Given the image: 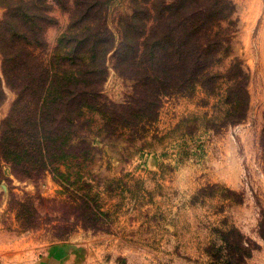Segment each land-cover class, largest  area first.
<instances>
[{
	"label": "rangeland",
	"instance_id": "obj_1",
	"mask_svg": "<svg viewBox=\"0 0 264 264\" xmlns=\"http://www.w3.org/2000/svg\"><path fill=\"white\" fill-rule=\"evenodd\" d=\"M176 1L112 0L104 25L117 47L128 16ZM0 2L2 20L8 0ZM203 2L209 10L212 0ZM225 2L226 19L212 21L217 36L230 37L217 51L213 85L164 95L157 117L138 126L108 122L105 105L86 109L78 145L34 179L3 163L0 264H27L58 245L66 263L57 264H229L232 256L241 258L232 264H264V0ZM52 14L48 53L69 23L61 8ZM115 48L101 93L125 103L135 82L115 69ZM237 61L249 105L234 124L228 96ZM4 90L0 128L17 99L5 82ZM238 239L254 248L252 257L229 246Z\"/></svg>",
	"mask_w": 264,
	"mask_h": 264
},
{
	"label": "trees",
	"instance_id": "obj_2",
	"mask_svg": "<svg viewBox=\"0 0 264 264\" xmlns=\"http://www.w3.org/2000/svg\"><path fill=\"white\" fill-rule=\"evenodd\" d=\"M111 1L8 0L5 4L8 11L0 20V105L5 99L4 82L17 99L0 128V168L8 163L17 177L34 179L53 170L78 145L76 128L84 124L81 117L86 109L105 105L108 122L138 126L157 117L164 95L199 83L209 87L221 76L212 66L230 37L217 36L212 21L226 19L225 0H212L209 10L198 7L204 0L164 3L156 13L138 10L122 22L117 47L104 25V9ZM55 7L68 13L69 23L48 53L47 31L57 21L52 14ZM114 48L115 69L135 82L134 95L125 103L102 98L107 56ZM234 68L241 69L239 61L230 68L233 85L228 96L230 121L235 124L246 118L249 95ZM243 80L246 84V77ZM262 138L264 150V133ZM235 232L239 234L237 228ZM228 244L248 249L245 258L253 255L254 248L243 239ZM239 259L232 256L228 262Z\"/></svg>",
	"mask_w": 264,
	"mask_h": 264
},
{
	"label": "crops",
	"instance_id": "obj_3",
	"mask_svg": "<svg viewBox=\"0 0 264 264\" xmlns=\"http://www.w3.org/2000/svg\"><path fill=\"white\" fill-rule=\"evenodd\" d=\"M63 246H52L48 249L46 256H42L39 259L30 261L27 264H57L58 262L64 263V260H61L62 257V248ZM45 252V253H46ZM66 263V262H65Z\"/></svg>",
	"mask_w": 264,
	"mask_h": 264
}]
</instances>
